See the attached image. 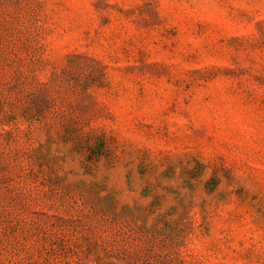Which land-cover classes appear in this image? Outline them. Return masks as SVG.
<instances>
[{"label":"rangeland","instance_id":"1","mask_svg":"<svg viewBox=\"0 0 264 264\" xmlns=\"http://www.w3.org/2000/svg\"><path fill=\"white\" fill-rule=\"evenodd\" d=\"M0 264H264V0H0Z\"/></svg>","mask_w":264,"mask_h":264}]
</instances>
